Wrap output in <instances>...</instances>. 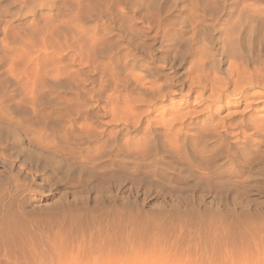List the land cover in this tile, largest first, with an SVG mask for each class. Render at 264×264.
Returning <instances> with one entry per match:
<instances>
[{
  "label": "rangeland",
  "instance_id": "rangeland-1",
  "mask_svg": "<svg viewBox=\"0 0 264 264\" xmlns=\"http://www.w3.org/2000/svg\"><path fill=\"white\" fill-rule=\"evenodd\" d=\"M260 66L264 0H0V264H264Z\"/></svg>",
  "mask_w": 264,
  "mask_h": 264
},
{
  "label": "bare ground",
  "instance_id": "bare-ground-1",
  "mask_svg": "<svg viewBox=\"0 0 264 264\" xmlns=\"http://www.w3.org/2000/svg\"><path fill=\"white\" fill-rule=\"evenodd\" d=\"M238 61H239L238 63H240V64H238V70L236 69L237 70L236 72H237V75H240V74H243V72L247 71L246 69H247L248 65H246V64H248V63H246L245 61L242 62L243 61L242 59H238ZM236 64H237V62H236ZM199 66H201L200 67L201 71L200 70L198 71L199 74L196 76V79H195L194 83L190 86V89L194 90L196 88V90L201 91V93L203 94L202 95L203 97H204V94L206 92L211 90L212 91V94H211L212 96L210 97L211 99L215 98L217 101L222 100L223 95L225 94V90H227L232 84V80H231L232 78L230 77V75L228 74L227 78L222 79L223 81L219 82V83H222V85L220 84L221 86L219 85L220 86L219 87L218 81L211 79L209 74L204 72L205 66H206V61L203 60ZM231 67H233V66H231ZM200 68H198V69H200ZM214 69H211L212 72H214L213 71ZM254 69H257V70H255V71L252 70L253 71L252 73L254 75V76H252V78L250 75H248L250 77L246 81H243L242 78L240 79V81H237V82L234 81L235 83L233 86H235V87H234L233 93H236L237 95H244V96L246 95V96H252V97H259V96L264 94V67L260 66L258 68H254ZM206 70H207V67H206ZM215 72H216V69H215ZM231 72H230V74L233 75L235 71L233 73H231ZM248 73H251V72L249 71ZM252 73H251V75H252ZM214 75H216V73H213V76ZM237 75H236V77H237ZM216 79L218 80L219 78L216 77ZM215 81L217 82V84ZM219 81H221V80H219ZM257 89H260L261 91L257 90ZM227 92H228V90H227Z\"/></svg>",
  "mask_w": 264,
  "mask_h": 264
}]
</instances>
